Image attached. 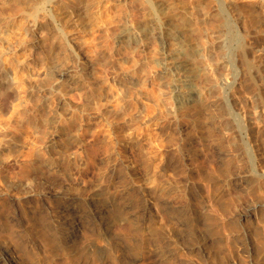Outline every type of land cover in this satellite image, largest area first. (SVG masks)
Masks as SVG:
<instances>
[{"label":"rangeland","instance_id":"1","mask_svg":"<svg viewBox=\"0 0 264 264\" xmlns=\"http://www.w3.org/2000/svg\"><path fill=\"white\" fill-rule=\"evenodd\" d=\"M55 196L90 220L113 209L64 238ZM5 252L13 264H264L262 0H0Z\"/></svg>","mask_w":264,"mask_h":264},{"label":"bare ground","instance_id":"2","mask_svg":"<svg viewBox=\"0 0 264 264\" xmlns=\"http://www.w3.org/2000/svg\"><path fill=\"white\" fill-rule=\"evenodd\" d=\"M262 2L264 3V0H262ZM227 26L229 29L230 36L235 37L232 29H230V26L229 25H227ZM191 141H189L187 139L184 142V144H183V148H185L184 150L191 148V146H192ZM49 197L51 198L50 195H45L46 199ZM92 202L93 201H91V204H93ZM53 203H54L56 210L58 211L57 215H56V217H57L56 223L59 227H61L60 231L58 232V235L61 237H64V238H71L73 240H75L79 236L80 233L86 234L89 231H91L96 224L99 225L100 227L105 226V224L109 220V218H106V217L110 216V212L113 209V205H111L110 203L106 204V205L102 206L105 217H103V218L102 217H94L93 219L90 220L85 216V213L79 207L75 198L65 199L62 197L55 196L53 198ZM143 203H144V206L147 205L148 199H145L143 201ZM129 206H130L129 204L124 203L121 205L120 208L122 210H124V209H127ZM149 206H148V208H150ZM13 207H14V210L16 211V213L18 212V214H20V215L22 214V216L20 218H18L20 225L26 226L27 222H28L27 221L28 215L26 216V214H24V209L20 205V202L14 200L13 201ZM93 208H94V204H93ZM64 229H67V230H64ZM68 232H69V235L66 237V235H67L66 233H68ZM0 261H2L4 264H13L6 252L0 257Z\"/></svg>","mask_w":264,"mask_h":264}]
</instances>
